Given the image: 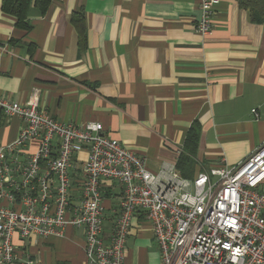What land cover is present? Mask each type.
Masks as SVG:
<instances>
[{
  "label": "crops",
  "instance_id": "1",
  "mask_svg": "<svg viewBox=\"0 0 264 264\" xmlns=\"http://www.w3.org/2000/svg\"><path fill=\"white\" fill-rule=\"evenodd\" d=\"M1 3L0 96L24 103L38 89L41 110L63 123L100 122L153 173L175 165L194 120L195 172L235 165L264 141V20L253 22L238 0H217L204 36L195 0H52L43 14L29 8V30ZM21 121L0 113V144L15 139ZM37 146L31 140L25 155ZM86 158V147L72 156L68 216L81 199ZM99 190L107 241L123 188L101 178ZM13 243L34 264H91L84 231L71 224L61 235L15 233ZM125 262L160 263L143 210L132 217Z\"/></svg>",
  "mask_w": 264,
  "mask_h": 264
},
{
  "label": "built area",
  "instance_id": "2",
  "mask_svg": "<svg viewBox=\"0 0 264 264\" xmlns=\"http://www.w3.org/2000/svg\"><path fill=\"white\" fill-rule=\"evenodd\" d=\"M195 1V29L204 36L211 33L217 0ZM0 113L22 120L15 139L0 144V264H34L19 257L15 233L21 239L61 235L68 224L83 229L91 264H126L125 240L136 210L150 223L159 264H264V141L235 165L221 163L189 178L174 164L151 172L141 156L104 134L100 122L54 119L39 108L36 88L24 103L0 96ZM35 139L38 146L25 155ZM85 147L81 199L68 216L72 156ZM101 178L123 188L107 241Z\"/></svg>",
  "mask_w": 264,
  "mask_h": 264
},
{
  "label": "trees",
  "instance_id": "3",
  "mask_svg": "<svg viewBox=\"0 0 264 264\" xmlns=\"http://www.w3.org/2000/svg\"><path fill=\"white\" fill-rule=\"evenodd\" d=\"M52 0H2L1 8L4 12L11 14L16 25L24 30H29L30 24L27 19L28 11L31 6L37 8L40 14H43L49 7ZM243 8L250 10L251 20L261 23L264 20V0H238ZM80 14V13H79ZM73 16V21L76 18ZM75 23L82 22V16ZM84 34H80L82 38ZM200 134V124L194 120L189 126L182 145V151L179 153L175 166L184 177H193L195 172V154L197 152L198 140Z\"/></svg>",
  "mask_w": 264,
  "mask_h": 264
}]
</instances>
